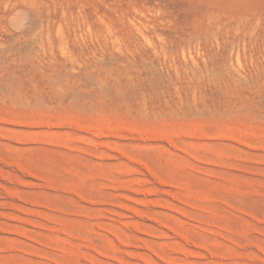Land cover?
I'll list each match as a JSON object with an SVG mask.
<instances>
[{
    "label": "rangeland",
    "instance_id": "1",
    "mask_svg": "<svg viewBox=\"0 0 264 264\" xmlns=\"http://www.w3.org/2000/svg\"><path fill=\"white\" fill-rule=\"evenodd\" d=\"M0 264H264V0H0Z\"/></svg>",
    "mask_w": 264,
    "mask_h": 264
}]
</instances>
